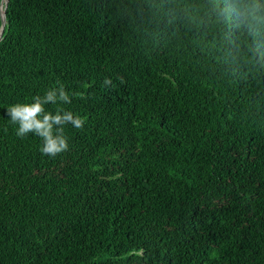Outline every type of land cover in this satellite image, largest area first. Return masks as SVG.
Returning a JSON list of instances; mask_svg holds the SVG:
<instances>
[{
  "label": "trees",
  "instance_id": "16d2710c",
  "mask_svg": "<svg viewBox=\"0 0 264 264\" xmlns=\"http://www.w3.org/2000/svg\"><path fill=\"white\" fill-rule=\"evenodd\" d=\"M226 3L4 0L0 264H264V0ZM58 83L50 158L7 108Z\"/></svg>",
  "mask_w": 264,
  "mask_h": 264
},
{
  "label": "clouds",
  "instance_id": "9594fccd",
  "mask_svg": "<svg viewBox=\"0 0 264 264\" xmlns=\"http://www.w3.org/2000/svg\"><path fill=\"white\" fill-rule=\"evenodd\" d=\"M221 15H236L241 21L246 22L247 20V11L239 3V0H227L221 9ZM120 80L122 83L124 82L123 78ZM112 84L110 78H105L104 85L106 87L112 86ZM59 102L71 103V96L62 83H58V87L47 90L43 96H35L32 103H17L7 108L10 123L18 126L16 135L20 138H24L30 133L38 136L43 142L40 148L41 154L50 158H56L69 150L68 138L65 136L66 125L70 124L76 129H82L85 124V118H81L72 111L57 109L55 114L46 111L45 105H55ZM135 254L142 255V251Z\"/></svg>",
  "mask_w": 264,
  "mask_h": 264
},
{
  "label": "water",
  "instance_id": "95a60500",
  "mask_svg": "<svg viewBox=\"0 0 264 264\" xmlns=\"http://www.w3.org/2000/svg\"><path fill=\"white\" fill-rule=\"evenodd\" d=\"M3 2L4 0H0V10H1L0 12V17H1L0 35L2 34L4 28L7 25V13H6L5 7H3ZM0 40H1V37H0Z\"/></svg>",
  "mask_w": 264,
  "mask_h": 264
}]
</instances>
